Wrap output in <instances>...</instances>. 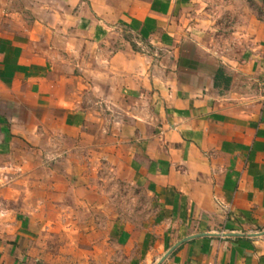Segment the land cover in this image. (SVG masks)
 Listing matches in <instances>:
<instances>
[{
    "label": "crops",
    "instance_id": "0c3cea01",
    "mask_svg": "<svg viewBox=\"0 0 264 264\" xmlns=\"http://www.w3.org/2000/svg\"><path fill=\"white\" fill-rule=\"evenodd\" d=\"M263 231L264 0H0V264H264Z\"/></svg>",
    "mask_w": 264,
    "mask_h": 264
},
{
    "label": "rangeland",
    "instance_id": "374dc122",
    "mask_svg": "<svg viewBox=\"0 0 264 264\" xmlns=\"http://www.w3.org/2000/svg\"><path fill=\"white\" fill-rule=\"evenodd\" d=\"M129 195L135 196V198H137V196H138V195H136V193H134L132 191L129 192L128 190H126L125 192H123L122 190H119V189L116 190L117 201H119V199L122 197L123 198L125 197V199H126L125 200L126 201L125 202L126 208L122 209V211L126 210V211H130V213L131 212H133V213L139 212L140 211L139 203L142 202V206H144L145 205L144 203H147V202H145L142 198H139V196H138V200H137L136 204L134 206H132L131 199H128V197H127ZM122 211H120V208H118V204H117V213L119 214ZM35 238L37 240V245L42 244L43 239H44L43 235H35ZM60 238L58 237L55 239V241H57V242L54 241L53 246L55 244V245H57L56 247H58L59 244H62V240H60ZM53 251L57 252L58 250H53ZM44 258H46V261H48L49 264H73L71 262V260L77 261L78 259H81V257L71 255V254H69L68 256L50 255V256H47Z\"/></svg>",
    "mask_w": 264,
    "mask_h": 264
},
{
    "label": "water",
    "instance_id": "95a60500",
    "mask_svg": "<svg viewBox=\"0 0 264 264\" xmlns=\"http://www.w3.org/2000/svg\"><path fill=\"white\" fill-rule=\"evenodd\" d=\"M225 236H241V235H225ZM250 237H262V236H264V231L263 232H261V233H256V234H252V235H249ZM196 236H192V237H189V238H187V239H184V240H182V241H180V242H178L177 244H175L173 247H171L168 251H167V253L161 258V260L157 263V264H161L162 262H164L167 258H168V256L169 255H171V253L174 251V250H176L181 244H183V243H185V242H187V241H190V240H192V239H194Z\"/></svg>",
    "mask_w": 264,
    "mask_h": 264
}]
</instances>
